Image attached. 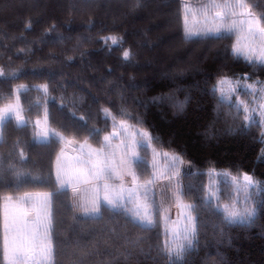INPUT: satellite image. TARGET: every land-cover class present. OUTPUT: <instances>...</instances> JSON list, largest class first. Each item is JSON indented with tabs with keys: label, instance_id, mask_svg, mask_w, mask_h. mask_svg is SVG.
<instances>
[{
	"label": "trees",
	"instance_id": "obj_1",
	"mask_svg": "<svg viewBox=\"0 0 264 264\" xmlns=\"http://www.w3.org/2000/svg\"><path fill=\"white\" fill-rule=\"evenodd\" d=\"M207 3L0 0V109H17L0 125V264H7L4 226L6 220L15 224L7 214L12 207L34 213L25 228L15 224L20 234L37 229L43 236L45 216L51 220L49 264L173 262L166 252L164 212L174 203L164 204L159 226L149 230L134 226L132 212L104 207L99 214L86 213L93 185L82 183L76 193L59 187L54 162L63 139L53 133L96 148L88 132L100 129L102 141L123 121L168 146L158 150L182 152L181 170L192 162L193 183L206 185L208 175L200 174L213 167L231 178L247 173L264 182V127L234 119L252 90L244 82H232L228 92L212 91L219 75L247 73L248 83L264 81V67L253 69L231 57L235 35L218 42L202 38L212 22L203 7ZM250 5L264 11V0H250ZM242 124L249 127L241 130ZM147 154L149 158V147ZM162 182L157 181V188ZM262 186L257 184L249 222L225 225L219 214L205 208L198 243L182 252L177 264H264ZM218 199L231 203L227 182H221Z\"/></svg>",
	"mask_w": 264,
	"mask_h": 264
},
{
	"label": "snow or ice",
	"instance_id": "obj_2",
	"mask_svg": "<svg viewBox=\"0 0 264 264\" xmlns=\"http://www.w3.org/2000/svg\"><path fill=\"white\" fill-rule=\"evenodd\" d=\"M182 7L187 11V5H182ZM203 7L205 14H212L211 25L204 31L203 39H212L218 42L230 39L235 35L239 39L231 47V57L237 61L243 59L253 69L257 65L264 67V11L256 12L250 5V0H208V3ZM190 34V30L186 31V36ZM109 39L113 44L117 43L114 37ZM241 39L247 43L242 44ZM128 57L129 53L124 52V58ZM249 79L247 73L243 76L219 75L212 91L215 94L218 88L222 91V86L226 84L235 82L239 85L244 82L246 87L252 90L250 95L253 96V100L248 104L241 102L242 110L238 106L234 119L251 120L252 123L260 126L264 124V81L253 80L248 83ZM257 86H259V91H257ZM219 103H224L223 96L220 97ZM249 104H258L260 120H256L249 114L257 111L256 107L250 108ZM103 111L105 122H107L110 115L109 110L105 108ZM7 119V116L0 117V122ZM112 119L114 121L115 117ZM120 126L127 131L123 121ZM248 127L249 125L242 124L241 130H246ZM65 131H67L66 128ZM100 133V129L88 132L98 147L93 148L87 141L80 145L81 155L75 170V183L71 177L68 180L62 179L63 169L59 166V158H57V179L60 181L61 189L67 183L71 186L72 192L76 193L80 191V182L91 183L93 185L89 201L91 207H85L86 213L99 214L104 207L111 208L115 213L132 212L135 217L132 223L143 230H149L154 225L158 227L164 204L174 203L183 216L185 227L182 233H177L173 229V239L182 238L187 242V245L178 244L175 250L171 246L166 247V252L173 255L172 264H177L182 252L192 248L194 241L198 243L200 217L205 208L213 214H219L222 224L225 225L244 223L246 219L255 215V208L245 207L243 209L245 216L238 220L240 212L236 210V204H221L220 200L216 198L217 189L211 183L205 185L202 182L200 184L191 182L189 178L196 175L192 172L194 167L192 162L187 161L186 170L182 171L180 165L185 164L184 154L182 152L173 153L170 156L172 151L170 147L168 151H159L158 149L168 146L164 145L159 137L150 135L149 131L140 132V140H137L136 134L133 133L131 138L121 139L117 144H113V139L119 137L120 133L113 131L110 135H104L102 141L99 139ZM261 134L264 135V132ZM53 135L63 139L59 133H53ZM151 144H156L157 147L152 148L153 156L149 162L147 147ZM138 148L141 151H138ZM157 156L172 161L167 173L160 172L156 161ZM261 159H264V154ZM216 171V168L213 167L208 173L200 175H208L211 179ZM228 174V171L219 173L224 176ZM125 177L130 179L125 181ZM237 179L238 176H233V180ZM157 181H163L158 188ZM243 181L246 185L253 187L256 184H264V182L256 181L253 175L247 173L243 174ZM260 190L264 192V186ZM214 198L216 199L215 205L213 204ZM186 200L191 202L185 203ZM248 200H252V197H246V202ZM252 203L255 204L256 201L252 200ZM128 205L132 207L129 208ZM45 220L47 222L43 225V236L37 229H33L28 234H20L15 224L10 225L6 220L3 254L7 264H43L50 258L52 245L48 233L51 220L47 215ZM165 235L167 236V232Z\"/></svg>",
	"mask_w": 264,
	"mask_h": 264
},
{
	"label": "rangeland",
	"instance_id": "obj_3",
	"mask_svg": "<svg viewBox=\"0 0 264 264\" xmlns=\"http://www.w3.org/2000/svg\"><path fill=\"white\" fill-rule=\"evenodd\" d=\"M237 38L239 39V37H237ZM241 43L242 44L247 43V41H244L241 39ZM1 74L2 73L0 71V75ZM222 87H223V90H222L223 93L228 92V89L231 90L230 84H226ZM252 100H253V96L252 97L249 96L248 99H243V102H244V104H248V102H250ZM249 107L250 108L251 107L257 108V111L255 113H251V115L254 116L255 119L260 120L261 117L259 115L260 109L258 107V104H249ZM14 111L15 112L17 111L16 107H9L7 109H0V117L7 116L8 114L13 113ZM17 121H18V123H22L23 120L20 117H17ZM0 125H1V122H0ZM120 125L121 124H119L117 126V128L114 130L115 132L120 133V136L113 139V144L119 143L121 139L131 138V135L133 133L136 134L137 140L141 139V137L139 136L140 132L138 130H136L130 126L125 125L127 128V131H125L123 128H121ZM262 125L264 127V124H262ZM69 141H71V143H69ZM84 143L85 142H78V141L73 140V139L63 138L62 150H61L59 156L57 157V158H59V166L63 169V172L61 173L62 179L68 180L71 177V178H73V183H75V179H74L75 170L78 167V158L81 155L80 145L84 144ZM145 143L147 144V141H145ZM148 147L150 148V156L148 159H149V162H151L152 156H153L152 148H154V147H152V145H150ZM93 148H95V147H93ZM137 150L139 151V148ZM263 154H264V152H263ZM171 155H172V153H170V156ZM57 158L54 162V173L56 176L57 183H58L59 187L61 188L60 181L57 179V167H58ZM156 161H157L158 168H159L160 172L167 173L172 161L170 159L164 160L162 156H157ZM180 168H181V165H180ZM219 173L220 172H216L215 174H213L211 179L208 176L206 185L211 183L212 186L217 189L216 198H218L219 193H220L221 182H227L229 184L230 189H231V203H235L236 204V210L240 212V216L237 217V219L239 220L245 216V213L243 212V209L245 207L255 208V204L252 203V200H254L255 196H256L257 184L255 185V187L250 186V185H246L245 182L243 181V176H241L237 180H233V178L228 177V176H224V175H219ZM129 179H130L129 177H125V181H128ZM82 183H84V182H80V184H82ZM80 184H79V186H80ZM126 187H127V184H126ZM64 188H70L71 189V186L66 183ZM246 197H252V200H248L246 202ZM215 200L216 199L214 198L213 201H215ZM9 209L10 208H7V214L9 213L8 215H9V217H11V220L14 221L15 224H17V225L22 224L24 226V228H25L24 224L32 221L34 218V213H32L29 210L25 211V210L20 209L19 207H12L10 210ZM8 210H9V212H8ZM253 217L254 216H252L249 219H246L245 222H249ZM164 226H165L164 227L165 232H167V236H166L167 246H171L173 248V250H175L178 244H183L185 246L187 245V242L184 241L182 238L177 239V240L173 239V231L172 230L175 229L177 233H182V230L185 227L184 222H183V216L181 215L180 210L175 206V204L168 207L166 209V211L164 212ZM49 263H50V258L47 261L43 262V264H49Z\"/></svg>",
	"mask_w": 264,
	"mask_h": 264
}]
</instances>
